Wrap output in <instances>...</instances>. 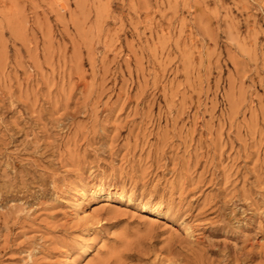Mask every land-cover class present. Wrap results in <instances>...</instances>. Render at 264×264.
Returning a JSON list of instances; mask_svg holds the SVG:
<instances>
[{
  "label": "rangeland",
  "instance_id": "obj_1",
  "mask_svg": "<svg viewBox=\"0 0 264 264\" xmlns=\"http://www.w3.org/2000/svg\"><path fill=\"white\" fill-rule=\"evenodd\" d=\"M0 264H264V0H0Z\"/></svg>",
  "mask_w": 264,
  "mask_h": 264
},
{
  "label": "bare ground",
  "instance_id": "obj_2",
  "mask_svg": "<svg viewBox=\"0 0 264 264\" xmlns=\"http://www.w3.org/2000/svg\"><path fill=\"white\" fill-rule=\"evenodd\" d=\"M79 192H80V194H79V197L77 198L78 204L81 203V202L86 198V196H87V192H81V191H79ZM151 211H152L153 214H155V215H160V214L163 213V210H162L161 207H159V208H154V209H152Z\"/></svg>",
  "mask_w": 264,
  "mask_h": 264
}]
</instances>
